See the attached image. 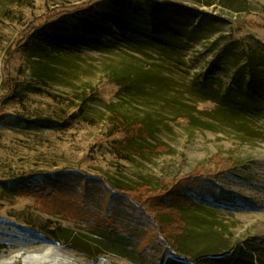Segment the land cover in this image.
Listing matches in <instances>:
<instances>
[{"label":"rangeland","instance_id":"1","mask_svg":"<svg viewBox=\"0 0 264 264\" xmlns=\"http://www.w3.org/2000/svg\"><path fill=\"white\" fill-rule=\"evenodd\" d=\"M102 1L0 0V264L46 245L79 264H138L82 229L104 202L97 185L173 180L188 198L183 248L245 247L264 264V95L233 115L204 92L235 89L241 66L264 82V0H150L198 12L180 47L68 41ZM128 74L139 89L113 82ZM61 174L59 189L15 190Z\"/></svg>","mask_w":264,"mask_h":264},{"label":"trees","instance_id":"2","mask_svg":"<svg viewBox=\"0 0 264 264\" xmlns=\"http://www.w3.org/2000/svg\"><path fill=\"white\" fill-rule=\"evenodd\" d=\"M88 12L85 17L80 16V28L67 37L68 41L109 45L116 40L136 47L135 44L149 39L148 44L151 45L180 47L184 44L180 37L189 38L188 27L194 25L195 18L200 19L195 10L170 4L159 5L150 0H105L89 7ZM244 73H247L246 77ZM141 77L128 74L115 77L113 82L124 91L139 89ZM233 77L235 89L207 87L204 91L207 99L233 115L258 107L264 95L262 79L243 66L236 70ZM68 177L71 176L43 177L41 184H18L15 190L33 188L43 192L59 189V184H66ZM82 183L85 194H91L86 191L87 182ZM162 183L164 186L156 190L142 184L114 191L100 182L97 188H100L99 195L104 202L100 199L98 208H91L93 217L80 223L84 225L82 229L99 238L100 247L106 251L132 258L138 264H259L253 252L245 247L225 252L183 248L179 239L186 230V222L181 207L185 206L188 198L179 192L177 180L171 181L170 187L166 182ZM90 189L94 187L87 188L88 191ZM39 230L48 239L64 241L63 234H57L51 226L42 225ZM62 231L67 233V239L73 236L72 232Z\"/></svg>","mask_w":264,"mask_h":264},{"label":"bare ground","instance_id":"3","mask_svg":"<svg viewBox=\"0 0 264 264\" xmlns=\"http://www.w3.org/2000/svg\"><path fill=\"white\" fill-rule=\"evenodd\" d=\"M18 255L24 258V263L28 261L30 264H79L74 257L54 245H46L30 252L24 250L22 253L19 252ZM2 257L4 256H0V262H2ZM90 264L100 263L94 261Z\"/></svg>","mask_w":264,"mask_h":264}]
</instances>
